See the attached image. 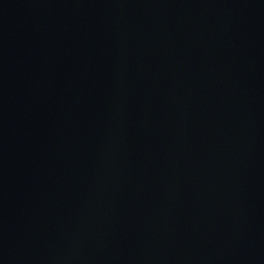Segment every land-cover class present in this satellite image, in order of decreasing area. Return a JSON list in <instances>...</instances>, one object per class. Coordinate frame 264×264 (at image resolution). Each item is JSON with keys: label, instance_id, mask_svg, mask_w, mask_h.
Returning <instances> with one entry per match:
<instances>
[{"label": "water", "instance_id": "water-1", "mask_svg": "<svg viewBox=\"0 0 264 264\" xmlns=\"http://www.w3.org/2000/svg\"><path fill=\"white\" fill-rule=\"evenodd\" d=\"M0 264H264V0H0Z\"/></svg>", "mask_w": 264, "mask_h": 264}]
</instances>
